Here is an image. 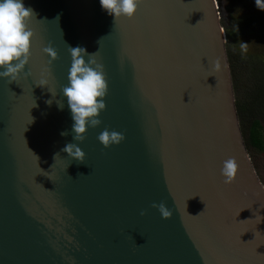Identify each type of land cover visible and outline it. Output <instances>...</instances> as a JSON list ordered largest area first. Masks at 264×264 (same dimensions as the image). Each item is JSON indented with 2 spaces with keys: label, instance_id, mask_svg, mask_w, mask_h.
Segmentation results:
<instances>
[{
  "label": "water",
  "instance_id": "water-1",
  "mask_svg": "<svg viewBox=\"0 0 264 264\" xmlns=\"http://www.w3.org/2000/svg\"><path fill=\"white\" fill-rule=\"evenodd\" d=\"M23 2L36 13L31 76L0 78V264H264V186L240 130L219 0H143L116 22L100 0ZM68 46L98 51L108 82L102 124L83 142L62 93ZM104 129L125 139L105 147ZM68 143L83 163L61 151ZM230 157L239 168L226 184ZM162 202L170 218L152 207Z\"/></svg>",
  "mask_w": 264,
  "mask_h": 264
},
{
  "label": "clouds",
  "instance_id": "clouds-1",
  "mask_svg": "<svg viewBox=\"0 0 264 264\" xmlns=\"http://www.w3.org/2000/svg\"><path fill=\"white\" fill-rule=\"evenodd\" d=\"M142 2L143 0H100L102 8L109 15L114 16L115 22L121 16L134 18ZM255 2L259 9L264 10L262 0H255ZM34 17H36L35 11L26 7L23 0H0V69H3L0 70V78L8 79L10 83L16 81L22 72L25 73L26 78L31 76V72H25V68L30 62L31 44L35 38L34 32L29 27ZM242 48L246 51L247 44L244 43ZM68 50L72 62L68 73L69 83L62 88V93L67 98L74 120L73 139L83 142L89 127L96 128L102 124L98 117L106 109L104 97L108 92V82L103 64L96 60L98 51L89 54L86 48L79 46H68ZM43 52L53 59L57 56L52 46L45 47ZM214 67L220 68L219 60L215 61ZM47 83V80L42 79L37 86L43 87ZM47 103L51 105L52 100H48ZM58 106L62 109L63 103L59 102ZM68 134V131L61 133L62 136ZM124 139L122 133L108 129H104L98 136V140L105 147L118 145ZM61 151L82 163L85 161L86 153L76 143L66 144ZM238 168L235 158L230 157L223 162L221 174L226 184L234 182ZM152 207L158 208L165 219L173 215L163 202L154 203ZM140 214L143 216L146 212L142 211Z\"/></svg>",
  "mask_w": 264,
  "mask_h": 264
},
{
  "label": "trees",
  "instance_id": "trees-1",
  "mask_svg": "<svg viewBox=\"0 0 264 264\" xmlns=\"http://www.w3.org/2000/svg\"><path fill=\"white\" fill-rule=\"evenodd\" d=\"M219 13L226 36L225 49L242 137L247 152L252 148L264 153V61L243 57L235 50L233 42L234 35L248 28L262 32L264 15L257 12L231 24L221 10Z\"/></svg>",
  "mask_w": 264,
  "mask_h": 264
},
{
  "label": "rangeland",
  "instance_id": "rangeland-1",
  "mask_svg": "<svg viewBox=\"0 0 264 264\" xmlns=\"http://www.w3.org/2000/svg\"><path fill=\"white\" fill-rule=\"evenodd\" d=\"M219 3V11L221 10L224 13L225 18L231 24L241 21L245 16H250L257 12L264 15V10L257 7L255 0H219ZM242 32L234 35L233 42L235 50H238L243 57H257V59L264 61V30L262 32H255L248 28ZM244 43L247 44L246 51L242 48ZM248 154L264 186V153L249 148Z\"/></svg>",
  "mask_w": 264,
  "mask_h": 264
}]
</instances>
